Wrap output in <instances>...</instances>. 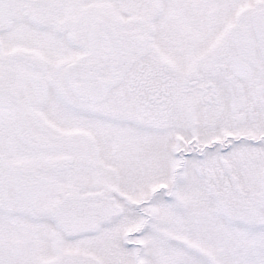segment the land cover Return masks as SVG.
<instances>
[{
	"label": "snow or ice",
	"instance_id": "6c2138e0",
	"mask_svg": "<svg viewBox=\"0 0 264 264\" xmlns=\"http://www.w3.org/2000/svg\"><path fill=\"white\" fill-rule=\"evenodd\" d=\"M0 264H264V0H0Z\"/></svg>",
	"mask_w": 264,
	"mask_h": 264
}]
</instances>
